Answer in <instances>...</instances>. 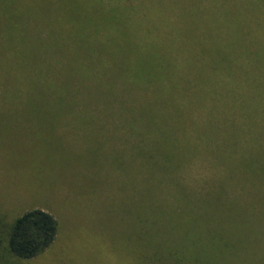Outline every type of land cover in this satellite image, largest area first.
<instances>
[{"label": "trees", "instance_id": "obj_1", "mask_svg": "<svg viewBox=\"0 0 264 264\" xmlns=\"http://www.w3.org/2000/svg\"><path fill=\"white\" fill-rule=\"evenodd\" d=\"M158 27L205 35L177 53L134 44L130 30ZM0 30L57 36L39 52L40 63L0 53V109H101L135 136L138 235L150 236L148 222L162 219L264 227V0H0ZM18 31L9 44L14 52L22 49ZM74 35L88 40L86 55L68 49ZM180 126L181 172L192 171L195 159L209 176L193 188L181 175L171 194L181 207L163 209L146 203L150 172H161L160 159L165 169L173 166L180 148L172 129ZM57 233L52 215L31 209L10 226L7 247L32 259Z\"/></svg>", "mask_w": 264, "mask_h": 264}, {"label": "rangeland", "instance_id": "obj_2", "mask_svg": "<svg viewBox=\"0 0 264 264\" xmlns=\"http://www.w3.org/2000/svg\"><path fill=\"white\" fill-rule=\"evenodd\" d=\"M16 31L0 30V53H18L19 61L43 62L39 52L56 45V30H20L16 36L22 49L14 52L9 44ZM130 32L135 45L176 53L181 45L198 44L205 35V30L160 27ZM80 38L67 37L68 49L86 55L82 49L89 42ZM172 134L180 151H175L169 169L160 159L161 172L151 170V199L146 203L161 204L163 209H171L173 203L174 210L181 207L171 195L181 187V175L185 185L195 188L209 171L193 159L192 171L183 174L181 126ZM154 139L150 134L148 144ZM135 144V136L109 111L0 109V264H264V227L254 230L205 221L169 224L162 219L157 224L148 222L150 236L138 235L143 227L135 220ZM167 177L174 182L169 184ZM31 209L52 215L58 233L36 257L19 259L7 247L8 230Z\"/></svg>", "mask_w": 264, "mask_h": 264}]
</instances>
